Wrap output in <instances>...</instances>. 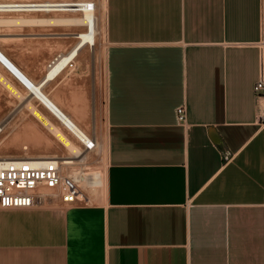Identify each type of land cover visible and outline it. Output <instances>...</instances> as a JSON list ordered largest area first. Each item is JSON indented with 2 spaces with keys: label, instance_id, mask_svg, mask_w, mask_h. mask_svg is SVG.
Returning a JSON list of instances; mask_svg holds the SVG:
<instances>
[{
  "label": "crops",
  "instance_id": "obj_1",
  "mask_svg": "<svg viewBox=\"0 0 264 264\" xmlns=\"http://www.w3.org/2000/svg\"><path fill=\"white\" fill-rule=\"evenodd\" d=\"M104 13L105 199L0 209V264H264V0Z\"/></svg>",
  "mask_w": 264,
  "mask_h": 264
},
{
  "label": "rangeland",
  "instance_id": "obj_2",
  "mask_svg": "<svg viewBox=\"0 0 264 264\" xmlns=\"http://www.w3.org/2000/svg\"><path fill=\"white\" fill-rule=\"evenodd\" d=\"M5 1L27 2L32 0H0V3ZM95 1L99 4L101 0ZM59 14L75 15L80 14V12L0 11V19H9L22 15L46 17V15L56 16ZM83 29H85L84 26L0 22V37L3 39V42L2 40L0 42V47L10 58L19 64L28 75L35 80H41L46 74L47 65L50 61L58 54L69 51V49L75 45L73 43H76L79 39L76 37V34ZM67 34L69 36H67ZM106 51L107 43L105 37L102 39L99 38L94 46L83 45L78 56L73 61V66H68L57 77V79L60 78L59 82L54 83V81H50V83L44 86L45 91L58 102L63 110L73 117L78 124L98 142L96 149L88 150L89 152L83 148V142L73 132L70 130L68 131L64 123H62L51 110L31 95V92L23 83H20L16 77L0 65V69L2 72L4 71L3 73L8 78L6 80L8 83H4V79H0V124L4 125V130L0 133V158L3 156L32 157V155L48 153L55 154L59 157L70 156L68 155V149H64L66 148L65 146L62 147L64 145L62 140L54 133L50 132V129L43 124L44 122L41 121L40 117H37L38 115L36 116L37 113L34 111L35 109L48 115L53 123L55 122V124L63 129L66 135L69 134L68 136H70V139L73 138L72 141H76L75 143L79 148L84 150L82 156L77 157L76 160L79 159L80 161L84 155H88L84 160L75 164L76 168H82L83 171L86 172L92 170L107 171L108 125L106 121V102L108 97V75ZM7 86L10 87L8 88ZM11 87L12 89H10ZM19 90L20 94L22 92L21 95L24 94V96L19 94ZM15 92H17V95ZM35 140H41L44 141V143L50 141L48 144L51 143L50 146L52 148L49 146L50 148L48 147V149H35L32 147ZM23 145H27L29 148L24 149ZM69 154H71V152ZM64 170L69 173L66 166ZM76 182L79 184L81 191L80 196H83L84 199L72 204H64L60 200H55L53 202H47L46 206L67 208L103 203L105 199V188L94 187L88 181ZM53 191L55 190H45L46 193H51Z\"/></svg>",
  "mask_w": 264,
  "mask_h": 264
},
{
  "label": "bare ground",
  "instance_id": "obj_3",
  "mask_svg": "<svg viewBox=\"0 0 264 264\" xmlns=\"http://www.w3.org/2000/svg\"><path fill=\"white\" fill-rule=\"evenodd\" d=\"M89 1L90 0H46V1L45 0H43V1H33L32 0V1H27V2H33V3L29 4V7H27L26 10H24L27 12H29V11H31V12L32 11H44V12L45 11L46 12L47 11L48 12L54 11V12L59 13V11H63V13H64L65 11H67L68 13L69 12H73V13L74 12H80V14H75V15H60L59 14L56 16L46 15V17L45 16L39 17V16H34V15L33 16H23L22 15V16L13 17V18L8 17L9 19H0L1 23L2 22H7V23L10 22V23H18V24L28 23V24H36V25L37 24H45V25L47 24V25H64V26H78V27L84 26L85 27V29H83L81 32H78L76 34V37L79 39L76 43H73L75 45L72 46V48L69 49V51H67L66 53L62 52V53L58 54L56 57H54L50 61V63L47 65L48 68H47L46 74L41 80L40 79L35 80L30 75H28V73L25 70H23L21 68V66H19V64H17L12 58H10L5 53V51L0 47V65H2L4 68H6L9 71V73H11L14 77H16V79L19 80L20 83H23L24 86L27 89H29V91L31 92V95H33L41 103H43L49 110H51L54 113V115L58 119H60L62 121V123H64V126L67 127L68 131L70 130L71 132H73L81 141L86 140V138L91 139V136L88 134V132L83 127H81L78 124V122L73 117H71L65 110H63V108L58 104V102H56V100H54L45 91L44 86H46V84L50 80L56 78L63 70H65L69 66L71 61L73 62L75 60V58L78 56L80 50L82 49L85 41H90L91 43H93L95 45L99 38L102 39L103 37H105V31H104V29H105L104 28L105 0H101L99 2V4L96 3V6L93 9H89L86 6V4ZM14 12H16V11H14ZM67 33H70V32H67ZM79 34H80V36H79ZM67 36H69V35L67 34ZM1 40L3 42L2 37H0V42H1ZM6 64L20 78H22V80L17 75H15ZM3 72L0 69V79H4L3 80L4 83H8L6 81L8 78L5 76V74ZM7 87L9 88L10 86H7ZM13 88H15V87H13ZM10 89H12V87ZM11 92H13V91H11ZM15 94L17 95V92H15ZM19 94H20V90H19ZM19 94H18V96H19ZM21 94H22V92H21ZM21 96H24V94ZM19 98H21V97H19ZM27 104H28V101H27ZM36 104H34V105H36ZM36 106H38V105H36ZM34 108H31V109H34ZM34 111L37 113L36 116L38 115L37 117H40L41 121L44 122V123L43 122L42 123L50 129V132L54 133L58 138H60L62 140V142L64 144L62 147L65 146L66 148H64V149H68L69 153L71 152L72 155L68 153V155H70V156L59 157L55 154L48 153V154H41V155L36 154V155H32V157L61 158L64 162V165L67 167V171L69 172L68 174H70L72 177H74L76 181H78V182L88 181L94 187H96V186L97 187H103L106 190V187H107V171L105 172L102 170H92V171L86 172V171H83L82 168H81L82 170L79 168H76L75 164L84 160L86 158V156L88 157V155L87 154L84 155V157L81 158L80 161H79V159L76 160L77 157L82 156V154L84 153L83 152L84 150L79 148V146L75 143L76 141L75 142H73L74 140L72 141L73 138L70 139V136H68L69 134L66 135L65 134L66 132L64 133L63 129H61L57 124H55V122L53 123L50 120V118L48 117V115H45L42 112L37 111L35 109H34ZM32 112H33V110H32ZM35 112H33V113L35 114ZM56 140H58V139H56ZM49 142L50 141L44 143V141L35 140L32 147L35 149H38V150L43 149V148L48 149V147L51 144V143L48 144ZM58 142H60V141H58ZM97 146H98V142H97ZM23 148L28 149L29 146L23 145ZM90 187H91V185H90ZM79 199H84V197L80 196Z\"/></svg>",
  "mask_w": 264,
  "mask_h": 264
},
{
  "label": "built area",
  "instance_id": "obj_4",
  "mask_svg": "<svg viewBox=\"0 0 264 264\" xmlns=\"http://www.w3.org/2000/svg\"><path fill=\"white\" fill-rule=\"evenodd\" d=\"M30 3L33 2H1L0 10L24 11ZM86 6L93 9L96 6V1L90 0ZM84 45L94 46L90 41H85ZM69 66H73L72 61ZM10 70L17 75L11 68ZM20 79L22 80V78ZM254 92L258 97L264 99L263 60L260 78L254 85ZM177 112L180 119L185 118L184 105L179 106ZM3 130L4 125L0 124V133ZM82 142L86 150H95L97 147V141L92 137L91 139L86 138ZM64 167L61 158L28 156L0 158V209L39 208L46 206L47 202L55 200H60L64 204L82 200L79 199L81 194L79 184L74 177L65 172ZM46 189L55 191L45 193Z\"/></svg>",
  "mask_w": 264,
  "mask_h": 264
}]
</instances>
